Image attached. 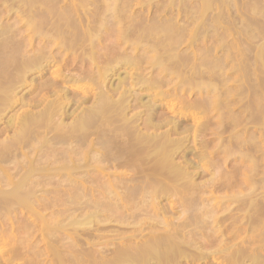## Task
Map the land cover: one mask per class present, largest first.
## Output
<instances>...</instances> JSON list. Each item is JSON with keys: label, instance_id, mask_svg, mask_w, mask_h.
<instances>
[{"label": "bare ground", "instance_id": "obj_1", "mask_svg": "<svg viewBox=\"0 0 264 264\" xmlns=\"http://www.w3.org/2000/svg\"><path fill=\"white\" fill-rule=\"evenodd\" d=\"M135 1L0 0V124L5 123L14 130V133L10 132L12 136H4V139L2 134L6 131L2 127V133L0 128L3 138H0V264H209L212 261L211 264H264V171H260V179L257 176L261 165L259 159L263 157L258 159L254 154L253 157L250 151L244 154L249 141L241 139V145L240 133H236L232 135L236 140L230 138L235 141V147L240 145L239 149H243L240 164L248 168L250 174L245 173L239 181L240 167L237 166L239 169L234 167L231 173L227 171L223 176V169H217L220 163L215 166L217 170L210 180L198 184L192 169L202 168L207 163L203 158L197 165L193 164L195 157L188 159L190 152L186 148L192 137L193 142L200 139L202 148L199 151L201 156H205L207 145L206 136H203L206 133L203 132L212 123L197 122L190 128L185 124L187 118L189 120L188 109L161 111L166 108L162 102L174 97L175 105L193 107L187 106L193 109L192 121L196 123L203 120L201 116L206 112L209 115L225 104V100L223 105L218 100L226 92L221 91L224 86L223 90H227L228 95L238 89L241 92L246 89L244 93L248 90L251 95L255 86L258 88L254 89L256 93L259 89L263 92V49L259 47L261 51L256 52L259 56L252 59L256 65L254 70L233 66L237 77L240 72L243 73L241 78L248 76L250 71L254 73L256 84L250 81L253 78L250 73L248 82L244 80L243 83L241 79L236 82L241 86H227L228 90L226 84L230 80L227 77L221 88L215 85V70L223 72L234 52L228 54H232L230 59L225 53L226 64L223 62L225 59H218L220 56L215 59L211 55L214 48H201L205 53L201 51L203 57L197 54L194 46L205 39L206 33L213 29L217 31V25L219 27V24L215 25L217 18L214 12L209 15L212 7L218 4L234 8L237 2L196 0L194 8H187L190 0L187 3L186 0H170L172 8H178L177 4L187 10L191 8L192 16L189 15L185 21L184 18L177 19L180 14L166 18L137 15L138 18L137 11L135 14L130 10L134 4L137 5ZM255 1H252L253 5H247L252 13L262 17L264 0H257V4ZM155 2L156 6L158 3ZM154 4L152 0L139 3L148 9ZM236 16L232 19L235 20ZM11 18L13 23H10ZM245 23L248 24L247 21ZM255 23L258 22L251 25ZM255 25L251 26L252 29L247 28L248 32L245 29L247 25L244 27L247 37ZM258 28L255 27L256 30ZM185 43L188 49L193 47L195 51L181 50ZM246 56L249 55L246 53ZM239 58L237 61H241ZM120 71L124 77L120 76ZM222 75L226 76L224 72ZM114 78H118L117 84L111 82ZM194 90L199 93L197 100L200 102L187 99L186 92ZM243 92L237 95L240 98L242 94L241 100L246 95ZM202 95L208 100L203 101ZM260 96L264 94L258 92L256 98L250 97L256 99V105L251 99L249 103L248 98V103L254 104V108L249 104L246 107L258 110L257 113L254 110V114L252 109L254 116L249 115V108H242L249 115V118L245 117L250 121L248 124L261 126L258 132L264 137V119L261 117L264 115L261 114L264 103ZM233 101L232 105L235 104ZM258 105L262 107L255 108ZM18 109L24 110L8 118L9 113L16 110L18 113ZM222 113L224 111L219 116ZM235 114V118L230 115V123L234 121V126L243 116L242 113H239L241 117ZM6 117L7 122L4 121ZM242 133H247L246 128ZM252 135L247 138L250 140ZM252 139L255 144L259 143L254 137ZM237 140H240L239 144ZM251 144L248 143L249 146ZM227 147L222 145L219 149L225 153L234 149L228 150ZM236 150L232 153L239 152ZM191 153L193 155V150ZM120 169L130 171L131 175L117 172ZM45 178L49 182L57 178L59 183L67 181V186H72L71 196H64H70L65 203L69 202L76 216L69 213L64 217L59 213L62 210L58 212L63 215L61 220L55 211L52 212L55 218L51 214H41L39 203H43L44 191L53 192L52 188L49 191L40 189L41 183L47 184ZM229 186L234 193L222 195L225 201L220 198L230 205V212L224 217L222 214L226 208L223 207V217H216L221 210L212 204L215 200L213 193L215 189ZM241 186L243 190L239 192ZM205 194L208 197L205 198ZM65 203L62 205L67 206ZM18 211H23L31 221L23 224L26 216L20 217ZM19 217V220L24 219L21 223L24 226L18 228L14 219ZM3 218L9 219H6L9 221L6 229L3 228L5 224L1 226ZM228 219L232 222L225 226ZM19 229L37 232H30L28 239L24 235L29 231L23 234L25 231L22 230L20 234ZM215 235L219 236L218 242ZM4 238L7 242L2 240ZM213 245L218 247L211 250Z\"/></svg>", "mask_w": 264, "mask_h": 264}, {"label": "rangeland", "instance_id": "obj_2", "mask_svg": "<svg viewBox=\"0 0 264 264\" xmlns=\"http://www.w3.org/2000/svg\"><path fill=\"white\" fill-rule=\"evenodd\" d=\"M138 1V2H137ZM143 1H147V0H136L135 2L137 3V5L136 4H134L135 6H132L131 8H130V10L132 9V13H135L136 11V16L138 15L139 17L140 16H144V17H147V18H155V17H157V18H161V17H168V16H170V15H173V16H176V15H178V14H180L179 15V18H178V16H176L177 17V19H179V20H182L183 18H184V20L185 21H187V18L189 19V15H190V17L192 16L191 14V8H189L188 10L186 9V7H183V5L182 6H179L178 4L176 5V6H178V8H176L175 6L172 8L171 6H169V3H170V0H152V3L154 4V2L155 3H158L159 5H160V7H159V5L157 4L156 6H155V4L154 5H152V6H150V8L148 9V8H146V6L144 7L143 5H139V3L140 2H143ZM148 1H151V0H148ZM177 1H179V0H177ZM176 1V2H177ZM187 1H189V0H186V2L185 3H187ZM199 1V0H198ZM222 1H224V0H222ZM232 1V0H231ZM236 2H237V5L235 6L234 5V8H236V9H234L233 8V6H231V8L229 7V6H227V8H225L224 6H222L221 7V5H219L218 6V4H217V6H218V8H217V6H213L214 8H215V11H214V8L212 7V9H213V11L211 10V11H209L210 12V14H209V12H207L209 15H212L211 14V12H214L213 14H214V16H215V18H217V19H220V16L222 15H218L219 13H225V15H227V16H225L224 15V13H223V15H224V18H221V20H223L222 22H221V20H218L217 21V19L215 20L216 21V23H215V25L216 24H219V27H218V25H217V31L215 30V29H213L212 31H210L209 33H206L205 35H207L206 37H205V39L203 40V39H201V40H199L198 42H197V45L196 46H194V48L195 49H197L196 51H197V54L199 55V56H203V55H201V51H202V53H204V50H206L208 47L209 48H214L213 49V54H211V53H209V54H211V55H213V56H215V59H217L219 56V58L218 59H220V60H223V59H225V60H223V62H225L226 64L229 62V64H227L228 66H225V69H224V75H226V76H223L222 75V73L223 72H220V71H217V70H215V85L217 84V85H219L220 87L222 86L223 87V84L222 83H224V81H225V83H226V79H227V77H229L228 79L230 80V82L229 81H227V84H226V88H227V86L230 88V87H237V85H239V86H241L240 84H237L236 82H239V80L240 81H242L243 83H244V80H249V77L251 78V76H253V78H251L250 79V81L251 82H253L254 83V81H255V84H256V80H254V79H256V77H255V75H253L252 74V70H254V68L256 67V65H255V60H253L252 61V59L254 58H257L256 56L259 54H257L256 52H259V51H261V49L260 50H258L259 49V47H261L263 50L261 51V54H263L264 55V53H262V52H264V27L262 28V26L264 25V15H262V17H260L261 15L260 14H257L256 13V15L254 14V13H252L253 11L252 10H250V7L247 5L248 3H249V5H251L252 4V1L254 2L255 0H251L250 2H249V0H235ZM257 1V0H256ZM256 1H255V3H256ZM193 2H195V4H193ZM200 2V1H199ZM225 3L227 2H229V1H224ZM233 2V1H232ZM231 2V3H232ZM247 2V3H246ZM134 3V2H133ZM164 3H166V4H164ZM189 3V4H188ZM186 5H188L187 6V8L188 7H192V8H194V6L196 5V0L195 1H193V0H190V2H188ZM198 3V2H197ZM230 3V2H229ZM259 3V2H258ZM199 4V3H198ZM254 4V3H253ZM252 4V5H253ZM257 4V3H256ZM254 5V6H257V5ZM263 4V3H262ZM262 4L260 3V5L262 6ZM185 4H184V6H186ZM215 5H216V2H215ZM264 5V4H263ZM142 6V7H141ZM238 6V7H237ZM258 6H259V4H258ZM154 7H155V9H154ZM165 7H166V9H165ZM180 7H182L181 9L183 10V11H181V9H180ZM228 7H229V9H231V10H228ZM143 8L145 9L144 10V12H143ZM162 8V9H161ZM220 8H222V10L220 9ZM223 8H225V9H223ZM140 9V10H139ZM153 9V10H152ZM161 9V10H160ZM180 9V10H179ZM185 9H186V11H185ZM220 9V10H219ZM238 9V10H237ZM152 10V11H151ZM190 10V11H189ZM225 10V11H224ZM227 10V11H226ZM236 10V11H235ZM146 11V12H145ZM175 11H176V13L177 14H175ZM239 11V12H238ZM189 12V13H188ZM188 13V14H187ZM191 13V14H190ZM238 13H240V14H238ZM140 14V15H139ZM187 14V15H186ZM193 14H195L194 12H193ZM200 14V13H199ZM242 14V15H241ZM252 14V15H251ZM183 15V16H182ZM185 15L187 16V17H185ZM208 15V16H209ZM222 15V16H223ZM234 15L236 16V15H238V17L236 16V19L235 20H233L235 17H234ZM241 16V18H240V16ZM247 16V15H249L250 16V19H248L249 18V16H247V18L245 17V16ZM259 15V16H258ZM137 16V17H138ZM182 16V17H181ZM216 16H218V17H216ZM221 16V17H222ZM231 16V17H230ZM232 16H233V19H232ZM243 16H244V18H243ZM257 17V19H256V17ZM138 17V18H139ZM143 17V18H144ZM229 17V18H228ZM226 18V19H225ZM252 18V19H251ZM227 20V21H225V20ZM230 19H232V20H230ZM244 19H246L245 21H243ZM229 20V21H228ZM248 20H249V22H248ZM250 20H252V21H250ZM254 20V21H253ZM257 20H259V21H257ZM11 21V22H10ZM9 22L10 23H13V19L11 18V20H10ZM221 23H220V22ZM247 21V23L249 24V26H248V24H246L245 22ZM254 23V22H258L256 25L255 24H252V25H255L254 26V29H253V31L252 30H249V33L251 34V35H249V33H248V35H249V37H247L246 35H247V32H248V29H250L249 27H251L252 25H251V23ZM244 24V25H243ZM220 25H222L221 27H220ZM224 25V26H223ZM247 25V26H246ZM258 25V26H257ZM246 26V31L247 32H245L244 33V31H245V29H244V27ZM215 27V26H214ZM255 27H256V29L258 28V30H256L255 29ZM248 28V29H247ZM226 29V30H225ZM242 29H243V32H242ZM251 29H252V27H251ZM233 30V31H232ZM256 30V31H255ZM251 31H252V33H251ZM261 34H259L258 32ZM228 32V33H227ZM214 33V34H213ZM240 35H239V34ZM243 33V34H242ZM254 33V34H253ZM258 33V34H257ZM226 34V35H225ZM217 35H218V37L220 38L221 36V38L223 39L225 36V39H226V41H224L225 39H221L220 38V40H219V38H216L217 37ZM221 35V36H220ZM223 35H224V37H223ZM228 35V36H227ZM253 35V36H252ZM254 35L256 36L255 38H254ZM237 37V38H236ZM253 37V38H252ZM210 38V39H209ZM236 38V39H235ZM249 38V39H248ZM238 39V40H237ZM217 40V41H216ZM245 40V41H244ZM220 41V42H219ZM224 41V42H223ZM240 41V42H239ZM219 43V44H216V43ZM244 42V43H243ZM214 43H215V45H214ZM231 44V47H230V44ZM235 45H234V44ZM242 43V44H241ZM187 43H185V44H183L181 47H180V49L181 50H183V49H185V50H188V52H191L192 50L193 51H195L194 50V48L192 47V48H189L188 49V45H186ZM222 44V45H221ZM234 47H233V46ZM237 45V46H236ZM199 46H201L200 48H199ZM224 48V49H222V47ZM252 46V47H251ZM228 47V48H227ZM230 47V48H229ZM233 47V48H232ZM236 47V48H235ZM201 48H205L204 50L202 49L201 50ZM221 50H220V49ZM227 48V49H226ZM236 50H235V49ZM219 49V50H218ZM231 51V52H229V50ZM241 49V50H240ZM245 50V52H244V50ZM228 50V51H227ZM234 50V51H233ZM239 50H240V53H239V55H238V52H239ZM243 50V51H242ZM200 51V52H199ZM233 52H234V54H233ZM236 52V53H235ZM243 52V53H242ZM200 53V54H199ZM225 53H226V55L229 57V58H227V56L225 55ZM229 53H232L231 55L233 56V57H235V62L237 61V59L239 58L241 61H237L236 63L234 62V60H233V57L231 56V55H228ZM246 53H247V55H249V56H246ZM205 54V53H204ZM238 56H237V55ZM206 55H208V54H206ZM226 57H225V56ZM245 55V56H244ZM262 55V58H264V56ZM223 56V58H221ZM230 56H231V60H227V59H230ZM259 56V55H258ZM204 57V56H203ZM217 57V58H216ZM238 57V58H237ZM244 57H248L247 59H245L244 60ZM227 58V59H226ZM242 59H243V62H242ZM263 61L262 62H264V59H262ZM228 61V62H227ZM231 61V62H230ZM233 61V62H232ZM249 62V63H248ZM235 63V64H234ZM242 65H241V64ZM251 63V64H250ZM235 65V67H241L242 66V68H246V69H249L248 67H250V69H251V71L249 72V74H248V76L246 77V76H242V78H241V75H243V73L242 72H240L239 73V75L240 76H236V73H234L233 71H235L234 69H236L235 67H233ZM236 65H238V66H236ZM243 65H246L247 67H245V66H243ZM250 65H252V66H250ZM254 65H255V67H254ZM229 70V72H228V70ZM234 68V69H233ZM232 69V70H231ZM231 71L233 72V74H235V76H232L233 74H230L231 73ZM216 72H218V73H216ZM235 72H237V71H235ZM254 72V71H253ZM120 73H122V75H120L121 77H124V75L125 74H123V71H120ZM250 73H251V76H249L250 75ZM216 74H221L220 76L222 77V79L224 78V80L222 81V79H221V77L220 76H216ZM245 74H246V72H245ZM264 76V75H263ZM47 77V76H46ZM118 77V76H117ZM226 77V78H225ZM240 77V78H239ZM219 79V80H217V79ZM231 78V79H230ZM235 78V79H234ZM245 78H247V79H245ZM118 78H114V79H112L113 81H111V82H114L115 84H117L118 83V80H117ZM227 79V80H228ZM233 79V80H232ZM219 81V82H218ZM221 81V82H220ZM242 82H240L241 84H242ZM248 82V81H247ZM224 83V84H225ZM252 83V84H253ZM221 84V85H220ZM232 84V85H231ZM235 84V85H234ZM218 86V87H219ZM251 86V85H250ZM219 87V88H220ZM221 87V88H222ZM246 88L248 87V86H245ZM253 87V86H252ZM224 88H225V86H224ZM224 88H222L221 89V91L222 92H224V91H226L227 92V90H223ZM249 88V87H248ZM255 88H257L256 86L254 87V89ZM263 89H262V91L263 92H260V90L261 89H259L258 90V92L260 93V95H263L264 94V87H262ZM228 89V88H227ZM251 89V88H250ZM252 90L251 89V91H252V93H253V91H254V94H255V96H254V94H252L251 93V95H250V93H249V91L247 90V92L246 93H244L245 91H246V89H245V91L243 92V89H242V92H243V95L244 94H246L245 95V98H244V100H241L242 99V94H241V97L239 98L237 95H239V93H242L240 90L241 89H238V90H236L235 92H233V93H231L230 95H228L226 92L224 93V94H226V95H224V94H222V96L218 99L217 97H215L216 99H215V101H217V99L221 102L220 103V105H223V101H224V107H225V109H223V106H221V109H216L215 111H213V112H211V113H209V115L207 114V112L204 114V115H202L201 117L203 118V120H195L196 121V123H194L193 121H194V119L192 118V114H193V112H192V110L193 109H190V108H193L192 106H190V105H187V106H190V108L188 107L187 108V106L186 105H180V106H177V105H175V103H174V97L171 99V100H164L162 103V106H165L166 108H164V109H161V111L163 110V112H166V110H167V113H168V111L169 110H179V108H183L182 110H184V109H188L187 110V112H188V115H189V120H188V118H187V122L185 123L186 124V126L187 127H189L188 125H190V128H192V126H194V124H198L197 122H201V123H206V124H211V125H208L207 126V129L209 130V131H207V129L203 132V134L204 133H206V134H204L203 136L205 137L206 136V138H205V142H206V145H207V148H205L204 149V151H205V156H201V151H199V148H200V150H201V144L199 143L200 142V139H198L197 140V142H193V140L192 139H194L193 137L191 138V142H189V145L187 146V152L190 154V156H188V159H192L193 157H195V158H193L192 160H193V164H195V165H197V162H199V161H201L203 158H204V160H205V162L207 163L206 165H207V167H205V166H201L202 168H194V169H192V170H194V173H196V175H195V178H196V182L198 183V184H203L204 182H206V180H210L213 176H214V173H215V170H217V169H219V170H224V172H223V170L221 171V174L223 173V176H226L227 174H226V172L228 171L229 173H231L230 171H233V168L234 167H240V171H239V175H238V179H239V181L243 178V175L246 173V174H250V170L248 169V168H245L243 165H241L240 164V158L242 157L241 155H243V153L244 154H246V152H248L249 153V151L252 153H250L253 157H254V155H255V157H257L258 159L259 158H262V159H259V160H261V165H260V168L258 169V171H257V173L259 174V175H257L258 176V178L260 177L261 178V175L260 174H262L260 171H264V166H263V164H264V156H263V154H262V151H264V142L262 143L261 141L264 139V137H261V134H259V127H261V126H259L257 123L255 124H248V122H250V121H248L249 119V115H253V113H254V110L255 109H253L254 108V100H256V99H254L253 100V98L255 97H257L258 96V92L256 93V91L255 90ZM258 89V88H257ZM229 90V89H228ZM237 91H239V93L237 92ZM248 93V94H247ZM261 93H263V94H261ZM187 94V95H186ZM186 96H187V99H189V100H192V101H195V99L197 100V97H198V92L196 91V90H194V91H191V92H186ZM204 96L206 95H208V94H203ZM202 95V96H203ZM250 95V96H249ZM253 95V96H252ZM203 96V97H204ZM228 98H227V97ZM240 96V95H239ZM247 96V97H246ZM195 97V98H194ZM219 97V96H218ZM250 97H253V98H250ZM261 97H263V98H261ZM200 98V97H199ZM205 98V97H204ZM206 98H208V97H206ZM204 99L203 101H207L208 99ZM226 98L229 100H226ZM233 98H234V100L235 101H233ZM239 98V99H238ZM248 98H249V103H250V99H251V102L252 103H254L253 105H252V103H251V105H252V109H253V111H252V109L251 108H249V107H246V105L248 106ZM259 98V97H258ZM260 98L261 99H263L262 100V103H264V96H260ZM201 99V98H200ZM203 99V98H202ZM211 98H209V100H210ZM223 99V100H222ZM238 100V101H237ZM197 101H199V99L197 100ZM202 101V100H201ZM227 101V102H226ZM231 101H233V103H235V104H233L232 105V103H231ZM258 101V100H257ZM260 101V100H259ZM200 102V101H199ZM237 102V103H236ZM247 103V104H245V103ZM165 104V105H164ZM231 104V105H230ZM242 104V105H241ZM257 104H261V102L259 103H257ZM250 105V104H249ZM250 105V106H251ZM256 105V104H255ZM262 105V104H261ZM177 106V107H176ZM184 106V107H183ZM264 106V105H263ZM186 107V108H185ZM226 107H230V109L232 110V112H230L231 110L230 109H228V108H226ZM242 107H246V110H248L247 108H249V113H251V111L253 112V113H251V114H249V115H246V111L245 112H243L244 111V108H241ZM262 107V106H261ZM260 107V105H258L257 107H255V108H261ZM163 108V107H162ZM171 108V109H170ZM240 108V109H239ZM264 108V107H263ZM262 108V110L263 111H261V114L263 113L264 114V109ZM223 109V110H222ZM251 109V110H250ZM24 109H20V111H19V109H18V113L16 112V111H14V112H11V113H9V116H8V118H10L12 115L13 116H15V115H19L20 113H22V111H23ZM165 110V111H164ZM191 110V111H190ZM194 110H195V108H194ZM228 110V111H227ZM139 111V110H138ZM224 111V113L227 111L228 113H231V114H229L228 115V113L226 112L225 114L224 113H222L223 115H221V116H219V114H220V112H223ZM242 111V112H241ZM258 112V110H255V113H257ZM190 112V113H189ZM238 112V113H237ZM234 113H236L237 114V116H239V113L241 114H243V116L241 117V116H239V117H241V119H239V122H236L235 123V126L233 125V123L232 122H234V121H232L231 123H230V121L232 120V118L231 117H233V118H235V116H233L234 115ZM254 113V114H255ZM15 114V115H14ZM216 114V115H215ZM235 114V115H236ZM248 114V113H247ZM230 115H231V117H230ZM254 116V115H253ZM253 116H251V117H253ZM214 117V118H213ZM225 117H229V119H224ZM245 117H248L247 119L245 118ZM261 117H263L262 118V120L264 119V115H261ZM7 118V117H6ZM5 118V122H7V120H8V118L6 119ZM195 118V117H194ZM220 118V119H219ZM237 118V117H236ZM243 118H245L246 119V121H245V119H243ZM223 119V120H222ZM243 119V120H242ZM193 120V121H192ZM208 120H209V122H208ZM210 120H211V122H210ZM227 120V121H226ZM234 120V119H233ZM242 120V121H241ZM3 121V122H4ZM207 121V122H206ZM245 121V122H244ZM2 122V123H3ZM192 122H193V124H192ZM228 122V123H227ZM184 124V125H185ZM215 124V125H214ZM218 124V125H217ZM229 124V125H228ZM231 124V125H230ZM248 124V125H247ZM2 127H4L3 129H4V132L6 131V135L5 134H2V133H4L3 132V129H2ZM183 127V126H182ZM221 127H222V129H221ZM0 128L2 129V131H1V129H0V131L2 132V133H0V134H2V136H3V138H4V136H12L13 134H11L14 130H13V128H9V127H7V124H0ZM184 128V127H183ZM217 128H218V130H217ZM244 128V129H243ZM245 128H246V130H247V133L246 134H243L242 132H243V130H245ZM220 129V130H219ZM233 130V131H232ZM237 130V131H236ZM12 131V132H11ZM207 131V132H206ZM219 131H222V132H219ZM223 131H224V133H223ZM226 131V132H225ZM242 131V132H241ZM11 132V133H10ZM231 132H232V134H231ZM14 133V132H13ZM220 133H222L221 135H220ZM236 133H240V134H242V135H240L239 134V136L241 137H239L240 138V140L241 139H243V142H244V140H246L245 142H247V141H249L248 143H252L250 146L248 145V143H246V145H247V147H248V149H247V147H246V149H245V152H243V149L241 148V149H239V146L240 145H236V147L238 148V150H239V152H234V153H236L235 155H234V153H232V151L235 149L236 150V147H235V141H233V140H236V138L234 139L233 138V136L232 135H234V134H236ZM253 133V135H252V137L250 138V140H249V138H247L248 136H250V134H252ZM190 134V133H189ZM219 136H218V135ZM249 134V135H248ZM255 135V136H254ZM2 136L0 135V138H2ZM244 136H246V139L244 138ZM257 136V137H256ZM233 138V140H231V138ZM243 137V138H242ZM254 137V139H255V141L256 142H259V143H256L255 144V142L254 141H252L253 138ZM260 137V138H259ZM2 138V139H3ZM7 138V137H6ZM228 138V139H227ZM257 138V139H256ZM2 139H0V141L2 140ZM5 139V138H4ZM208 139V140H207ZM248 139V140H247ZM262 139V140H261ZM226 140H229V141H226ZM240 140H237L236 142H237V144H239L240 142ZM204 141V140H203ZM212 141V142H211ZM231 142H234V144H232ZM190 143H191V145H190ZM225 145H224V144ZM227 143V144H226ZM194 144V145H193ZM230 144H232V146L230 145ZM241 145H243L242 144V140H241V143H240ZM245 144V143H244ZM255 144V145H254ZM205 145V146H206ZM222 145L223 146H228L227 148H228V150H231L232 148H234V149H232V151L231 152H229V153H225V151H223V149L225 148V147H223V149H219V147H222ZM229 145H230V147H231V149L229 148ZM234 145V146H233ZM254 145V146H253ZM195 148H194V147ZM200 146V147H199ZM209 146V147H208ZM258 146H260L259 148H258ZM188 148H189V150H188ZM193 148V149H192ZM191 149V150H190ZM226 149V148H225ZM192 150H193V155H192ZM196 150V151H195ZM221 150V151H220ZM238 150H236V151H238ZM217 151V153H214V152H216ZM220 151V152H219ZM197 152H198V154L200 155H197ZM221 152H223V153H221ZM243 152V153H242ZM255 152V153H254ZM237 153L239 154V155H237ZM247 153V155L249 156V154ZM258 153H260V154H258ZM221 154V155H220ZM227 154V155H226ZM230 154V155H229ZM254 154V155H253ZM208 156V158L207 159H205L207 156ZM229 155V156H228ZM259 155H261V157L259 156ZM193 156V157H192ZM196 157L198 158V160H196ZM227 157V158H226ZM230 157V158H229ZM252 157V158H253ZM256 158V160L257 161H259L258 159ZM210 161H209V160ZM230 159V160H229ZM195 160V161H194ZM207 160V161H206ZM213 160L214 161H216V162H213ZM219 160V161H218ZM209 161V162H208ZM211 162H213V163H211ZM218 162V163H217ZM221 163V165H217V164H220ZM209 165V166H208ZM212 167H211V166ZM218 166V167H220V168H217V169H215V166ZM232 166V167H231ZM237 167V168H238ZM213 169H214V171H213ZM239 169V168H238ZM198 170V171H197ZM205 170V171H204ZM249 170V172H247ZM112 171V170H111ZM111 171H109V172H111ZM126 172L127 174H129V175H131V172L130 171H128V170H126V169H120V170H118L117 172ZM112 172H114V171H112ZM119 172V173H120ZM206 172V173H205ZM197 173H198V175H197ZM212 173V174H211ZM240 173H241V175H240ZM264 173V172H263ZM213 175V176H212ZM229 175V174H228ZM197 176V177H196ZM259 178V179H260ZM60 180V179H59ZM59 180L56 178V179H54V180H51L50 182L49 181H47L46 180V178H45V181H47V184H46V186H45V184L44 183H41V186L43 187V188H41V186H40V189H44V190H46V189H48V191L49 190H51L50 188H52L53 189V192H51V191H49V192H46V191H44V194L42 195L43 196V200H42V202L43 203H39L41 206H40V209H42L43 210V212L44 211H46V212H44V213H42V210H39L40 212H41V214L42 215H47V216H50V215H48V214H51L54 218H55V216L53 215L54 213L56 214V212H57V214L59 215V216H61V217H59L58 215H56V216H58L59 218V220H61V219H63V215H64V217H66L67 215H70V214H72L73 215V213H72V208L73 207H71L70 206V204H69V202L68 201H66V203H67V206L66 205H62L63 203H65V200H69V197L71 196V194H72V189H70L71 187L70 186H67V185H69V184H67L68 182L66 181V183H64V184H62L61 183V181H60V183H59ZM44 180H42V182H43ZM44 181V182H45ZM56 181V182H55ZM204 181V182H203ZM238 181V182H239ZM55 182V183H54ZM51 185H50V184ZM58 185H57V184ZM43 184H44V186H43ZM48 184H49V187H48ZM52 184H54V185H52ZM61 184V185H60ZM71 184V183H70ZM90 184V183H89ZM57 185V186H56ZM66 185V186H65ZM68 187H69V189H68ZM229 188V189H228ZM225 187V188H223V189H215V192L213 193L214 195H215V200H214V202L212 203V204H214L215 203V207H216V209L218 210V211H220L221 210V212H220V214L219 213H217L219 216H217V214H216V217H223L222 215H224V217H225V215H227V214H229L228 212H230V209L228 210V208H230V205L228 204V203H225L224 201H225V195H227V196H231V194H233L234 193V191L233 190H231V188H230V186L229 187ZM240 189H239V192L240 191H242L243 189V187L241 186V187H239ZM261 188V187H260ZM59 189H60V191H59ZM64 190V191H63ZM67 190V191H66ZM58 191V192H57ZM65 191L66 192H68V193H65ZM259 191H263L262 189H260ZM51 192V193H50ZM64 192V193H63ZM71 192V193H70ZM220 192V193H219ZM43 193V192H42ZM49 193V194H48ZM215 193H217V194H215ZM258 193V192H257ZM259 193H262V192H259ZM60 194V195H59ZM64 194L65 195H70L68 198L66 197V196H64ZM220 194V195H219ZM229 194V195H228ZM46 195H48V196H46ZM57 195V196H56ZM207 194H205L204 195V197L206 198V197H208V195L206 196ZM224 197H223V196ZM226 196V197H227ZM60 197V198H59ZM64 197H66V198H64ZM223 198L224 199V201H222L223 199H221V198ZM52 199H54L53 201L54 202H52ZM59 199H60V201L62 200V202H60L59 201ZM264 199V198H263ZM47 200V201H46ZM56 201V202H55ZM221 201H222V204L223 205H221L220 203H221ZM264 201V200H263ZM61 203V205H60V203ZM216 202H217V204H216ZM51 204V206L50 205H48V204ZM57 203V204H56ZM65 203V204H66ZM45 204V205H44ZM52 204L53 205H56V206H52ZM58 205V206H57ZM60 205V206H59ZM72 205V204H71ZM43 206L46 208L45 210H44V208H43ZM70 206V207H69ZM229 206V207H228ZM42 207V208H41ZM48 207H52V208H50V210H49V208ZM223 207H225L226 208V210H225V214H222L221 215V213L222 212H224V210H223ZM231 207H232V205H231ZM222 208V209H221ZM63 209H65V211H63ZM66 209H68L69 210V212H67L66 211ZM56 210H58V211H56ZM60 210H62V211H60ZM55 211V212H54ZM60 211V212H59ZM71 211V212H70ZM20 212V213H19ZM23 211H18L17 212V214L19 215L20 214V217L21 216H26L24 219L26 220V221H24V219H22V220H19L20 219V217L17 219V221H16V219H14L15 220V227H18V226H20V227H22V226H24V225H22L21 226V223H22V221H24V223L23 224H25L26 222H28V221H31L30 219L28 220V218H27V215H25L24 213H22ZM51 212V213H50ZM52 212H54V213H52ZM63 213V215H61V214H59V213ZM67 212V214L65 215V213ZM227 212V213H226ZM70 213V214H69ZM74 215L76 216V214L74 213ZM73 215V216H74ZM77 215H79V213L77 212ZM49 218V220H50V218L51 219H53L52 217H48ZM48 218H47V220H48ZM4 219V218H3ZM2 219V220H3ZM6 219H8V218H5L3 221H4V223H3V221L1 222V226H3L2 224H5L6 226L4 227L3 226V228H5L6 229V227H8V224H7V221L9 220H6ZM57 219V218H56ZM6 220V221H5ZM229 220V219H228ZM50 221H54V220H50ZM69 220H67L66 222H68ZM227 223H225V226H228V222H230V220L229 221H226ZM232 222V221H231ZM231 222L229 223V224H231ZM8 223H9V221H8ZM2 227H0V229H1ZM19 228V227H18ZM18 230V229H17ZM22 230H24L22 233L23 234H26L27 233V231H29V230H25V229H22ZM21 229H19V233L21 234V231H22ZM33 231V230H32ZM32 231H29L28 233H27V235H24V237L26 238V236H28L27 238L29 239V233L31 232L32 233ZM33 232H37V231H33ZM22 234V235H23ZM35 235H38V234H35ZM40 237V236H39ZM219 236L218 235H215V239H216V241L218 242L219 241V239H217ZM27 239V240H28ZM40 239V238H39ZM3 241L4 240H6L5 238L4 239H2ZM41 241V240H40ZM40 241H38L39 243H40ZM6 242H7V240H6ZM216 243V242H215ZM218 244V243H217ZM4 245H5V242H4V244L2 243L1 244V247L3 246L4 247ZM2 247V248H3ZM218 246L216 245H213V248H210L211 250L212 249H216ZM213 259H211L210 261H212ZM213 262V261H212ZM212 262H209V264H211ZM217 263H220V262H217ZM216 262H215V264H217Z\"/></svg>", "mask_w": 264, "mask_h": 264}]
</instances>
